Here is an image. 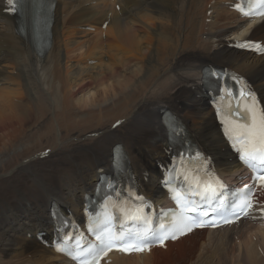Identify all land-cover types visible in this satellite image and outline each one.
Returning a JSON list of instances; mask_svg holds the SVG:
<instances>
[{"label":"bare ground","instance_id":"1","mask_svg":"<svg viewBox=\"0 0 264 264\" xmlns=\"http://www.w3.org/2000/svg\"><path fill=\"white\" fill-rule=\"evenodd\" d=\"M234 3L56 0L51 38L36 48L0 0V264H68L21 233L44 223L50 200L78 199L117 143L143 182L164 160L163 107L184 119L222 175L240 172L201 88L202 69L223 66L264 103V55L231 48L243 39L264 47V21L243 29L227 12ZM153 179L143 188L155 190ZM102 264H264V225L193 232Z\"/></svg>","mask_w":264,"mask_h":264},{"label":"snow or ice","instance_id":"2","mask_svg":"<svg viewBox=\"0 0 264 264\" xmlns=\"http://www.w3.org/2000/svg\"><path fill=\"white\" fill-rule=\"evenodd\" d=\"M253 4L256 12L249 11L246 15L264 16V0H250L249 6ZM8 5L12 12L22 7L21 0H8ZM249 43L251 42L245 41V45ZM204 77L209 81L213 78L218 80L220 74L208 70ZM234 79L243 85L238 96L230 88L220 89L226 94V98L237 101L235 108L229 104L231 119L225 136L239 154L240 160L254 171V179L258 180L264 190V108L260 107L256 93L251 91L246 82ZM168 128L170 138L179 136L180 127L174 119H169ZM201 156L202 153L198 150L193 155L192 149L187 148L172 157L170 167L165 170L163 183L179 211L163 213L158 226L154 225L146 213L145 209L150 205L134 184L117 188L111 179L103 177L106 195L102 210L96 213V218L88 229L94 236L95 243L87 242L76 232H66L56 250L70 256L76 264H99V257L113 248L124 252H142L154 243L163 246L164 241L169 238L175 240L194 227L213 223V219H204L210 217V214L222 218L224 223L231 222L226 215L228 210H233V218L247 216L249 209L253 208L255 189L246 185V190L227 192L207 169L206 163L202 170L193 169L186 163ZM110 201L111 205L108 203ZM61 223L65 226L67 224L66 221Z\"/></svg>","mask_w":264,"mask_h":264},{"label":"rangeland","instance_id":"3","mask_svg":"<svg viewBox=\"0 0 264 264\" xmlns=\"http://www.w3.org/2000/svg\"><path fill=\"white\" fill-rule=\"evenodd\" d=\"M224 22H227V21H225V20H223ZM219 25L220 26H224V25H222L221 23H219ZM204 36H203V39L202 40H204ZM187 244V243H186ZM188 245V244H187ZM189 247V246H188ZM183 248H187L186 246H184V245H182L181 247H179L178 249H183ZM175 252V251H174Z\"/></svg>","mask_w":264,"mask_h":264}]
</instances>
